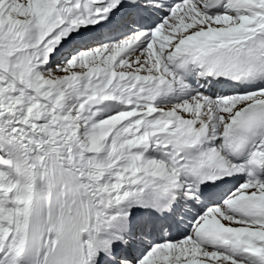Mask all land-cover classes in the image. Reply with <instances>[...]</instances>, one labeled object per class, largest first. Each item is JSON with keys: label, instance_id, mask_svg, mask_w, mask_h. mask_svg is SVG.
Segmentation results:
<instances>
[{"label": "snow or ice", "instance_id": "1", "mask_svg": "<svg viewBox=\"0 0 264 264\" xmlns=\"http://www.w3.org/2000/svg\"><path fill=\"white\" fill-rule=\"evenodd\" d=\"M0 264H264V0H0Z\"/></svg>", "mask_w": 264, "mask_h": 264}]
</instances>
